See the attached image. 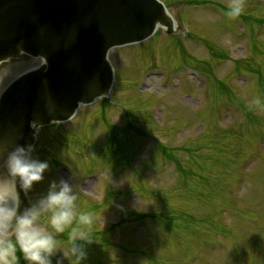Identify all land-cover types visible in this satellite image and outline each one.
Segmentation results:
<instances>
[{
    "label": "rangeland",
    "instance_id": "obj_1",
    "mask_svg": "<svg viewBox=\"0 0 264 264\" xmlns=\"http://www.w3.org/2000/svg\"><path fill=\"white\" fill-rule=\"evenodd\" d=\"M166 1L184 50L156 36L112 51L114 105L39 130L31 155L49 168L29 198L77 187V213L93 218L81 264H264V0H242L236 19L234 0ZM56 240L52 264H76L68 231Z\"/></svg>",
    "mask_w": 264,
    "mask_h": 264
},
{
    "label": "water",
    "instance_id": "obj_2",
    "mask_svg": "<svg viewBox=\"0 0 264 264\" xmlns=\"http://www.w3.org/2000/svg\"><path fill=\"white\" fill-rule=\"evenodd\" d=\"M172 27L158 0H0V62H44L15 79L0 98V179L18 145L35 128L70 118L80 103L106 96L113 82L109 50ZM18 57V59H16ZM20 211L29 206L20 190Z\"/></svg>",
    "mask_w": 264,
    "mask_h": 264
},
{
    "label": "clouds",
    "instance_id": "obj_3",
    "mask_svg": "<svg viewBox=\"0 0 264 264\" xmlns=\"http://www.w3.org/2000/svg\"><path fill=\"white\" fill-rule=\"evenodd\" d=\"M227 8L229 19L244 12L242 0H234ZM32 151V145H18L5 161L8 177L15 179L11 183L0 179V264H17V252L22 253L26 264H52L50 257L57 250L55 234L66 231L68 253L64 255L81 264L87 255L81 242H92L88 229L93 218L88 213H77L76 186L63 179L52 181L44 196L20 211V190L29 192L49 168L46 160L33 158Z\"/></svg>",
    "mask_w": 264,
    "mask_h": 264
},
{
    "label": "bare ground",
    "instance_id": "obj_4",
    "mask_svg": "<svg viewBox=\"0 0 264 264\" xmlns=\"http://www.w3.org/2000/svg\"><path fill=\"white\" fill-rule=\"evenodd\" d=\"M174 26H176V21L174 20ZM1 90H2V87L0 88V92H1Z\"/></svg>",
    "mask_w": 264,
    "mask_h": 264
}]
</instances>
